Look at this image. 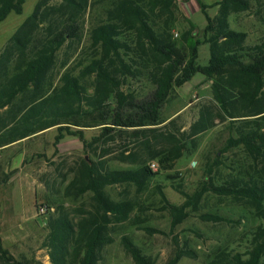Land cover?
I'll list each match as a JSON object with an SVG mask.
<instances>
[{
    "label": "trees",
    "instance_id": "obj_1",
    "mask_svg": "<svg viewBox=\"0 0 264 264\" xmlns=\"http://www.w3.org/2000/svg\"><path fill=\"white\" fill-rule=\"evenodd\" d=\"M51 1L38 0L0 51V146L57 126L54 146L65 135L78 136L86 148L128 133L142 140L144 149L156 147L152 138L166 143L168 147L157 151L158 156L161 163L174 162L185 149L186 139L181 137L203 132L213 126L214 119L209 107H201L198 118L179 138L172 133L175 120L162 119V108L174 86L181 87L194 74H202L212 81L218 109L229 119L224 150L241 146L252 161L254 175L240 173L219 185L209 181L203 190L191 194L176 185L186 199L179 206L168 204L171 224L188 217L186 208L198 211L203 191L246 199L261 220L252 234L251 247L246 253L219 251L208 264H264V39L248 44L247 34L230 28L228 22L231 13L249 10L251 1L219 0L214 18L205 12V31L209 33L206 64L197 62L199 42L192 36H183L181 42L172 39L176 0H109L104 18L89 29L85 44L69 62L82 43L80 16L88 0ZM23 3L0 0V22L11 11L20 13ZM199 4L205 11V5ZM62 51L65 57L59 61ZM145 72L152 88L137 95L127 88L128 82ZM91 115H96L101 130L90 141L82 131L62 125L64 119ZM128 158L124 156L122 161H136L138 167L111 169L92 157L79 160L63 195L90 193L91 209H75L72 215L61 204L48 218L42 245L48 250L50 264H103L104 248L114 241V225L125 221L132 210L131 202L112 199L106 188L128 184L142 190L158 174L151 163ZM8 179L6 174L0 185ZM40 205L46 212L50 209ZM199 216L205 221L225 220L206 212ZM144 230L157 232L149 227ZM120 241L136 264L156 263L128 234ZM181 255L180 251L168 264ZM0 264H25L3 247L1 236Z\"/></svg>",
    "mask_w": 264,
    "mask_h": 264
},
{
    "label": "rangeland",
    "instance_id": "obj_2",
    "mask_svg": "<svg viewBox=\"0 0 264 264\" xmlns=\"http://www.w3.org/2000/svg\"><path fill=\"white\" fill-rule=\"evenodd\" d=\"M38 0H24L20 13L11 11L0 22V51L20 24L31 15ZM204 4L205 11L195 8L197 0H176L173 6L174 21L171 28L172 39L181 42L183 36L197 40V62L206 64L209 58L208 36L205 31L206 17L218 14L217 2L198 0ZM251 8L233 12L228 17L230 28L244 31L248 44L259 43L264 39V0H250ZM58 0H52L56 3ZM187 2V4H186ZM210 3V4H209ZM109 0H88L85 11L80 16L83 28L82 43L77 46L75 59L85 44L89 29L105 16ZM42 31V30H41ZM65 57L59 53V61ZM128 89L144 95L151 88L149 74L128 82ZM212 111L213 126L194 136L181 137L199 115L201 107ZM162 119L175 120L172 133L186 139L182 155L174 162L161 163L157 151L168 146L161 140L152 138L151 149L141 146L142 140L128 133L114 140L94 143L84 148L78 136L65 135L54 146L57 126L50 127L30 137L18 140V147L6 155L0 151V180L12 176V158L18 157V176L10 183L0 186V236L2 245L16 259L25 264H50L48 250L42 245L47 229V220L55 215L62 204L67 211L91 209V194L80 197H65L63 190L72 178L73 171L83 157H92L105 162L111 169H132L139 163H155L158 174L149 180L142 190L133 185L122 184L106 188L114 200H128L132 210L125 221L114 225V241L107 244L103 251V264H136L121 244V236L128 234L135 244L146 254L155 257V264H168L180 251L183 253L174 264H208L215 254L225 250L246 253L251 247L254 230L260 224L255 208L246 200L230 196L216 195L203 191L197 204L198 211L186 208L188 217L181 223L172 225L168 204L181 205L185 197L175 186L179 185L188 194L201 191L207 182L219 185L240 173L254 175L249 155L241 146L224 150L230 135L229 119L222 116L212 92V81L196 73L181 87H173L171 96L163 105ZM62 125L83 132L90 141L99 135L100 126L96 125V115L64 119ZM165 123V122H164ZM131 131V130H128ZM115 135V134H114ZM16 151V152H15ZM157 154V155H156ZM156 155V158L151 156ZM247 177V175H246ZM164 194L166 200L161 196ZM47 204L50 209L38 215L37 206ZM211 213L225 218L224 221H205L201 213ZM144 227L157 232L146 233Z\"/></svg>",
    "mask_w": 264,
    "mask_h": 264
},
{
    "label": "crops",
    "instance_id": "obj_3",
    "mask_svg": "<svg viewBox=\"0 0 264 264\" xmlns=\"http://www.w3.org/2000/svg\"><path fill=\"white\" fill-rule=\"evenodd\" d=\"M209 1L210 2H212V1L215 2V1H218V0H209ZM198 2L199 1L197 0V3L195 5L196 9L200 8ZM186 4H187V2H186ZM204 4H208V2H204ZM17 147H18V140L14 141V142H11V143H8V144L1 145L0 146V151H1V153L6 155L9 151H11L12 149H16ZM10 169L12 170V174H11L12 176H9L8 181L6 183L1 184V185H5L7 183L12 182L18 176V157H17V154H15V156L12 158Z\"/></svg>",
    "mask_w": 264,
    "mask_h": 264
},
{
    "label": "built area",
    "instance_id": "obj_4",
    "mask_svg": "<svg viewBox=\"0 0 264 264\" xmlns=\"http://www.w3.org/2000/svg\"><path fill=\"white\" fill-rule=\"evenodd\" d=\"M151 168L153 170L157 169V166L155 163H151ZM37 213L38 215H44L46 213V208L44 206H41L40 204L37 206Z\"/></svg>",
    "mask_w": 264,
    "mask_h": 264
}]
</instances>
